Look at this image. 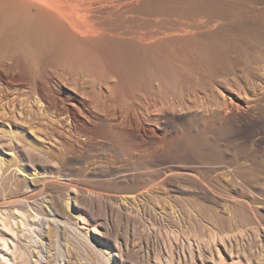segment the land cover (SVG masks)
Masks as SVG:
<instances>
[{
	"label": "rangeland",
	"instance_id": "1",
	"mask_svg": "<svg viewBox=\"0 0 264 264\" xmlns=\"http://www.w3.org/2000/svg\"><path fill=\"white\" fill-rule=\"evenodd\" d=\"M113 4L142 8L114 29L195 32L206 48L127 77L128 47L96 73L67 58L78 86L129 111L118 129L79 121L89 135L0 77V264H264V0ZM21 19L0 22V59L41 76L59 48ZM223 95L245 101L240 125Z\"/></svg>",
	"mask_w": 264,
	"mask_h": 264
},
{
	"label": "bare ground",
	"instance_id": "2",
	"mask_svg": "<svg viewBox=\"0 0 264 264\" xmlns=\"http://www.w3.org/2000/svg\"><path fill=\"white\" fill-rule=\"evenodd\" d=\"M114 1L0 0L1 23L22 18L21 23H25L31 32L59 48V52L53 60L52 69H45L41 76L30 71L24 62L21 64V72L17 73L12 60L0 59V77L6 78L10 83L18 81L20 85L29 88L33 85L35 93L46 103L47 109L57 119L61 120V123L68 124L70 122L79 131L88 133V135L97 132V130L86 125H80L79 121L83 123L85 120H101L104 128H120L119 125L124 120H130L128 110H121L116 107L120 99L114 101L116 104L113 106L114 104L109 103L108 100L96 98L92 88L87 89L78 86L75 81L76 77L64 68L68 59L76 60L77 62L74 63L84 64L92 73H96L99 69V54L102 51L113 52L115 53L114 56H119L122 53L128 56L126 54L128 52H124L127 50L124 47H128L130 48L128 58L131 66L129 67L125 63L123 68V75L127 77L131 71L137 70L140 66L146 70L150 68L160 69L165 51L169 48L179 47L181 43L184 45L182 47L187 49L191 47L195 50H202L206 46H201V39L195 37V32L183 36L174 34V32L162 31L159 28L141 32L131 31L122 25L123 30L114 29V26L124 24L128 17L133 16V13H141L142 10L138 7L134 9L130 5L115 7ZM15 74H20V76L18 75L17 78ZM114 76L109 70L107 77L111 82L114 81L112 79ZM71 80L75 81H73L75 84H73V92L62 93L57 88L58 82L64 84L62 82L70 83ZM221 101L228 111L234 112L229 116L232 123L240 125L239 122L246 118L245 101L237 97L233 100V98H227L225 95ZM171 106V109L175 110L174 107L176 106L179 110L181 102L172 103ZM238 111H241L239 113L242 114H235ZM222 115L225 114L222 112ZM151 132L154 133L153 129Z\"/></svg>",
	"mask_w": 264,
	"mask_h": 264
}]
</instances>
